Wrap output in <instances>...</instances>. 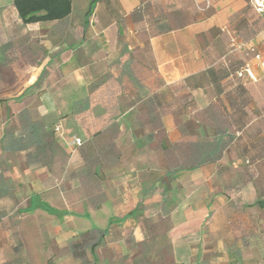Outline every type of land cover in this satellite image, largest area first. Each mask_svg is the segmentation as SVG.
<instances>
[{"label":"crops","instance_id":"obj_1","mask_svg":"<svg viewBox=\"0 0 264 264\" xmlns=\"http://www.w3.org/2000/svg\"><path fill=\"white\" fill-rule=\"evenodd\" d=\"M251 4L72 0L64 20L25 24L13 0H0V87L22 89L0 99V173L15 184L0 205L15 203L30 261L264 264V190L244 179L252 167L240 149L222 138L217 161L197 166L182 153L174 158L177 145L233 132L212 125L208 113L218 101L234 114L227 97L235 84L219 76L227 47L253 83L264 77L255 59L264 57V17ZM248 6L262 22L245 42L238 30L252 21ZM178 90L187 101H176ZM31 103L45 125L83 140L66 149L60 167L28 164L3 150L16 113ZM167 221L168 228L158 226Z\"/></svg>","mask_w":264,"mask_h":264},{"label":"trees","instance_id":"obj_2","mask_svg":"<svg viewBox=\"0 0 264 264\" xmlns=\"http://www.w3.org/2000/svg\"><path fill=\"white\" fill-rule=\"evenodd\" d=\"M13 1L19 16L22 18L25 24L60 21L69 17L72 13V0ZM255 13L257 12L255 11ZM259 15L264 17V13ZM225 63L226 62H224V64ZM244 67L245 65L241 63L236 70L232 71L229 66L225 64V71L221 72L223 74L219 75L221 79L229 77L235 84L234 93L228 95L227 97L230 107L234 113L232 119L227 114L224 106L218 101L216 103H219L222 110L224 111L226 122L224 121L223 123V120L220 121V119L214 116L213 106L215 104H213L208 110L209 118L212 119L210 120V123L220 129L231 127L233 129L232 134L221 131L220 133L218 132L219 135L217 140L211 139L207 142L196 143L199 146V153H196L194 158L190 161H186V163H191L193 165L197 164V166H199L207 162L210 163L219 160L222 157V152L220 151L222 148L220 146L222 143V138H228L226 140L227 142H234L233 144L240 149L238 156L239 158H242L243 162L245 163L244 165H249L252 167L244 170V179L246 177L248 180L253 179V181L256 182V185H258L260 192L263 193L264 155H262V150L257 152L255 148L253 149L247 144L241 146L240 142H242L244 136L237 138L235 135L237 131L241 130H244L245 133V130L248 128L247 127L245 129L246 125L249 124V126H251L253 123V120L249 121L248 119H246L240 127H237L235 123L237 111L235 109L236 105L232 96L240 90L242 93H245V88L255 84L246 77L238 76V72ZM214 75L213 76L216 77V74ZM23 108L24 107H22L21 110ZM17 118L23 127L19 128L18 130L16 129L15 125L9 128L2 142L4 152L11 153L12 156H17L16 159L18 156L25 158L28 164L30 162L38 164L43 163L48 168L51 167V165H54L55 161L57 163L61 162L58 160L59 155L67 160L68 154L66 149L62 146V140L56 133L55 128L52 129L51 126L45 125L43 120L38 117L36 113L28 114V118H26L25 112L22 111L19 113ZM65 162L61 163L64 164ZM179 167L181 168L182 166L180 165ZM51 170L53 172L54 169H50V171ZM5 173H7V171L0 173V197L3 196V194L9 193L13 188H15L14 182L11 183L3 181V179L6 180L5 177L7 174L5 175ZM14 204L11 208L0 205V264L28 263L27 256L24 252L25 248L18 232V225L16 221L17 210L15 208L16 205ZM259 205L264 206V201H260ZM6 218L10 220V225L8 226L6 223H4ZM7 230L10 231L9 236L8 233H6ZM159 264H163L162 260L159 261Z\"/></svg>","mask_w":264,"mask_h":264},{"label":"rangeland","instance_id":"obj_3","mask_svg":"<svg viewBox=\"0 0 264 264\" xmlns=\"http://www.w3.org/2000/svg\"><path fill=\"white\" fill-rule=\"evenodd\" d=\"M246 10L249 12L248 17L252 21H241V24L239 27L240 29L238 30V36H239V39L245 42H249L254 38V34L256 30L258 29L259 24L262 21H256V15L253 13V11H251L250 6H248ZM231 49L233 50L234 48H231ZM236 53L237 52L230 53V48L228 47L225 49L226 58L222 62V65H223L222 71H225V64H227L232 71L236 70L238 66H240V64L242 63V59H241V56ZM224 62L226 63L224 64ZM10 78L12 79V81L14 80L12 75H9V79ZM0 86H2V83H0ZM244 91L245 93H242V91L240 90L232 96L235 102V105H236L235 109L237 111L236 121H235L236 126L237 127L242 126V124L244 123L246 119H248L249 121L253 120V123L251 124V126H249L245 130V133L243 135L244 138L242 139V142H240V145L241 146H243L244 144L250 145L253 149L255 148L257 152L259 150H262V155H264V77L261 80H259L257 83L245 88ZM21 92H22V89H18V88L9 90V89H3L0 87V99L6 100L10 97L17 96ZM181 94H182L181 91L179 90L176 91V95H178L176 96V101L178 102L187 101L186 97L182 99ZM31 105L32 103L27 108H23L21 111L17 112L16 113L17 117L19 113L22 111L25 112L26 118H28V114L36 113L34 106H31ZM213 108H214V116L220 119V121L223 120V123L224 121L226 122L224 111L222 110L219 103H215ZM150 109L151 107L146 109L145 114H149ZM153 109L156 110L155 107H153ZM158 113L160 114L161 110H158ZM14 125L17 130L23 127V125L19 122V120H16ZM155 127L159 129L158 141H160L161 138H163V134L162 132H160L161 129H160L159 123ZM191 131H193V125L191 126ZM175 152L176 154H174V158L178 157L177 155L182 153V159H185L186 161H190L191 159L194 158L196 153L197 154L199 153V146L196 144V142L187 141L180 145H177L175 147ZM101 159H102L101 155L99 157H95L94 162L101 161ZM58 160H60L61 162L66 161V159H64L61 155L58 156ZM61 162L57 164L59 165L58 167H60ZM0 165L3 167H6L5 161L2 160L1 158H0ZM57 172H60V171L58 170ZM104 174L106 175V173H103V175ZM8 225H10V223H8ZM160 225L162 227L168 228L170 226V222L167 221V222L159 224L158 226ZM24 252L27 256V260H28L27 264H32L30 262H33V264H40L42 262L41 257L40 258L36 257L35 259H32L30 261V258H29V255L26 249L24 250ZM54 258L55 257L51 258L52 261L49 262V264H53Z\"/></svg>","mask_w":264,"mask_h":264},{"label":"built area","instance_id":"obj_4","mask_svg":"<svg viewBox=\"0 0 264 264\" xmlns=\"http://www.w3.org/2000/svg\"><path fill=\"white\" fill-rule=\"evenodd\" d=\"M252 6L258 14L264 13V0H252ZM255 59L260 62V67L264 70V57L261 54H256ZM239 77H246L254 81V74L249 69L248 66H245L241 71L238 72ZM56 133L60 135L62 142L65 145V149L74 150L75 148L81 147L83 145V140L80 137H67L62 131L61 127H55Z\"/></svg>","mask_w":264,"mask_h":264}]
</instances>
